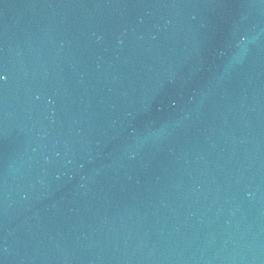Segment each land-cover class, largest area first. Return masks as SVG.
I'll return each mask as SVG.
<instances>
[{
    "label": "water",
    "instance_id": "obj_1",
    "mask_svg": "<svg viewBox=\"0 0 264 264\" xmlns=\"http://www.w3.org/2000/svg\"><path fill=\"white\" fill-rule=\"evenodd\" d=\"M0 264H264V0H0Z\"/></svg>",
    "mask_w": 264,
    "mask_h": 264
},
{
    "label": "snow or ice",
    "instance_id": "obj_2",
    "mask_svg": "<svg viewBox=\"0 0 264 264\" xmlns=\"http://www.w3.org/2000/svg\"><path fill=\"white\" fill-rule=\"evenodd\" d=\"M0 78H2V77H0Z\"/></svg>",
    "mask_w": 264,
    "mask_h": 264
}]
</instances>
